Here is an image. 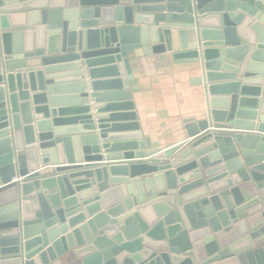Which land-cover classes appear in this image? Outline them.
I'll list each match as a JSON object with an SVG mask.
<instances>
[{
	"label": "water",
	"instance_id": "95a60500",
	"mask_svg": "<svg viewBox=\"0 0 264 264\" xmlns=\"http://www.w3.org/2000/svg\"><path fill=\"white\" fill-rule=\"evenodd\" d=\"M153 56L204 92L168 149ZM0 264H264V0H0Z\"/></svg>",
	"mask_w": 264,
	"mask_h": 264
},
{
	"label": "crops",
	"instance_id": "0c3cea01",
	"mask_svg": "<svg viewBox=\"0 0 264 264\" xmlns=\"http://www.w3.org/2000/svg\"><path fill=\"white\" fill-rule=\"evenodd\" d=\"M169 63L147 57L131 82L142 130L164 149L187 139L186 119L196 117L205 105L198 74L190 73L186 65H175L172 58Z\"/></svg>",
	"mask_w": 264,
	"mask_h": 264
}]
</instances>
